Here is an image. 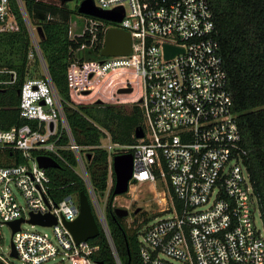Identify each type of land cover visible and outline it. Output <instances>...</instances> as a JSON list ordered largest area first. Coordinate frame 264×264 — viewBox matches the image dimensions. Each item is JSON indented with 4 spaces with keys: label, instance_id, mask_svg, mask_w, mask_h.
<instances>
[{
    "label": "built area",
    "instance_id": "2783aa9c",
    "mask_svg": "<svg viewBox=\"0 0 264 264\" xmlns=\"http://www.w3.org/2000/svg\"><path fill=\"white\" fill-rule=\"evenodd\" d=\"M93 1L103 10L123 7L124 16L121 22H114L82 14L84 29L76 34L79 24H71L69 36L75 39L89 32L91 37L76 52L95 49L100 34L104 35L103 48L112 27L130 32L132 52L101 58L77 55L68 68L70 102L138 103L143 108V138L135 144H121L100 127L103 134L98 145L109 152V188L115 184L114 156L127 152L134 157L130 188L132 184H160L158 213L166 214L141 226V264H264L260 200L246 163L248 149L243 145L219 52L210 0ZM17 2L33 44L30 57L38 56L43 73L27 78L21 88L18 108L21 117L30 122L0 128V224L25 219L13 233L9 249L0 244V264H53L58 257L70 258L74 264H100L91 257L99 246L90 240L77 243L65 223L79 216L80 193L59 196L49 168L41 167L37 160L39 155L52 156L76 169L87 185L115 261L122 264L106 208L101 206L87 170V152L74 137L41 52L38 26L31 23L24 1ZM18 29L11 0H0V31ZM167 44L183 50L168 57ZM6 72L13 76H0V89L16 80L14 71ZM8 149L19 151L25 161L3 164ZM65 150L73 152L76 166ZM14 188L24 196L25 205L17 201ZM47 214L57 222L31 221L33 215ZM25 222L49 226L53 236L25 229Z\"/></svg>",
    "mask_w": 264,
    "mask_h": 264
},
{
    "label": "trees",
    "instance_id": "16d2710c",
    "mask_svg": "<svg viewBox=\"0 0 264 264\" xmlns=\"http://www.w3.org/2000/svg\"><path fill=\"white\" fill-rule=\"evenodd\" d=\"M27 15L33 25L41 27L44 36L39 44L54 85L63 101L66 117L78 144L85 147L87 170L95 192L109 189V152L99 147L102 137L100 127L111 132L115 142L131 145L138 141L136 130L144 124V112L140 104L130 109L121 104H80L70 102L68 68L77 55L101 58L102 40L95 49L76 52L91 35L71 39L69 30L72 16L82 15L68 3L57 0H23ZM16 13L19 29L0 31V70L14 71V83L0 89V128L30 122L21 117L18 108L19 89L29 77H41L38 72V56L31 59L33 48L29 29L17 0H11ZM216 23L215 36L219 42V52L228 75L229 89L234 100V110L242 131L243 145L248 149L246 163L252 175L255 190L260 200L264 221V0H210ZM50 17V18H49ZM34 61V62H33ZM0 72L2 78L11 79L10 72ZM76 166V158L71 150L64 152ZM3 164H18L25 161L19 151H5ZM52 186L59 196L65 193H80L88 188L74 167L61 162L60 168H49ZM113 182L115 172L113 170ZM114 184L109 189L106 206L107 220L122 264H141L139 252V230L152 217L135 227L128 224L126 217H119L113 206ZM91 199V198H90ZM92 202V200H91ZM93 205V203H92ZM93 210L95 208L93 205ZM97 217V216H96ZM98 220V218H97ZM101 233L90 240L99 249L92 253L95 262L117 264L109 241L99 223Z\"/></svg>",
    "mask_w": 264,
    "mask_h": 264
},
{
    "label": "water",
    "instance_id": "95a60500",
    "mask_svg": "<svg viewBox=\"0 0 264 264\" xmlns=\"http://www.w3.org/2000/svg\"><path fill=\"white\" fill-rule=\"evenodd\" d=\"M61 4H66L72 0H57ZM78 11L81 14L110 20L114 22H121L124 16L123 7H119L114 10H103L97 7L93 0H79ZM41 38L44 36L41 27H38ZM182 48L166 45L167 56H174L177 52L182 51ZM132 52V37L129 31L112 27L108 30L105 46L101 50L102 56H116V55H127ZM126 91H131L127 89ZM19 94L21 89H19ZM100 103V101L98 102ZM145 131L143 126H139L136 130V137L143 138ZM90 157V155L88 156ZM37 160L43 168H60L61 164L52 156L39 155ZM114 172H115V184H114V196L122 195L130 190V183L133 177L134 171V157L132 152L120 153L114 156ZM80 200V214L74 221H66L67 227L72 232L77 243L84 242L96 238L100 235L101 229L97 221L96 215L93 210V205L90 199V193L88 194L85 190L79 194ZM139 211V209L137 210ZM115 213L119 217H127L129 215V209L127 208H115ZM25 221L21 218L17 221L8 223L13 233L20 228L21 223ZM32 222L51 225L57 222L55 216L51 214L47 215H33ZM14 247V244H13ZM14 254H16L14 250ZM103 264V263H100Z\"/></svg>",
    "mask_w": 264,
    "mask_h": 264
},
{
    "label": "rangeland",
    "instance_id": "374dc122",
    "mask_svg": "<svg viewBox=\"0 0 264 264\" xmlns=\"http://www.w3.org/2000/svg\"><path fill=\"white\" fill-rule=\"evenodd\" d=\"M67 3L69 4V6L75 7L80 2L79 0H72ZM76 22H78L79 24V29L75 30V33L79 34L84 29L85 22L82 19L81 15L75 14L72 16L71 24L75 25ZM38 72L43 73V69L41 65L38 66ZM117 105H121V104H117ZM124 105H126V107L130 109L133 104L126 103ZM109 189L105 192H99V191L96 192L98 200L103 208H106L107 206V202L109 198ZM14 192L16 194L17 201L19 202V204L25 205L24 196L16 188H14ZM160 198H161V187L159 183L158 186L151 185L150 183H140L138 185L132 184L128 193L117 195L114 198L113 206L116 208L119 207V208L129 209V215L126 217V222L130 224L133 219L134 220L138 219V222L135 223L138 224L139 221L145 219L146 217L151 216L152 218H154L157 215L162 216L166 214V213H158L161 207ZM138 209L139 211H137ZM257 220H258V224H261V219L259 215L257 217ZM23 228L48 232L51 236H53V230L49 226H43L39 224L32 226V223L25 222L23 224ZM12 239H13L12 227L8 223H1L0 244H2L6 248V250H8L12 243ZM53 264H74V261L67 257L64 258L58 257L56 260L53 261Z\"/></svg>",
    "mask_w": 264,
    "mask_h": 264
}]
</instances>
